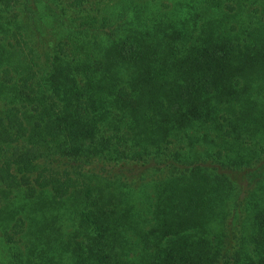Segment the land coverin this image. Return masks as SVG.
<instances>
[{"label": "trees", "instance_id": "1", "mask_svg": "<svg viewBox=\"0 0 264 264\" xmlns=\"http://www.w3.org/2000/svg\"><path fill=\"white\" fill-rule=\"evenodd\" d=\"M0 264H264V0H0Z\"/></svg>", "mask_w": 264, "mask_h": 264}]
</instances>
